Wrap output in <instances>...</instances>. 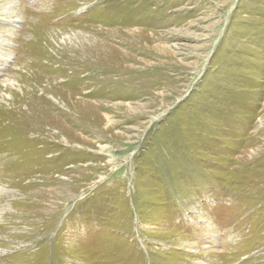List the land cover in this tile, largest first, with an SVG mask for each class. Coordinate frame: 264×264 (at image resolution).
I'll return each instance as SVG.
<instances>
[{"label":"rangeland","instance_id":"374dc122","mask_svg":"<svg viewBox=\"0 0 264 264\" xmlns=\"http://www.w3.org/2000/svg\"><path fill=\"white\" fill-rule=\"evenodd\" d=\"M16 3L0 264H264V0ZM87 38L106 49L85 66ZM85 83L100 113L80 134L65 100Z\"/></svg>","mask_w":264,"mask_h":264},{"label":"bare ground","instance_id":"6f19581e","mask_svg":"<svg viewBox=\"0 0 264 264\" xmlns=\"http://www.w3.org/2000/svg\"><path fill=\"white\" fill-rule=\"evenodd\" d=\"M4 1V6H3V11L1 12L3 14V16L5 18H9L10 21H5L3 18L0 19L1 21H3L4 23H6V28L10 31H7V30H2L0 29V49L3 50L4 49V52H6V45L7 47L9 45H11V38H14V31H15V24H17V22L21 19V15L19 14V6L17 5V0H3ZM3 4V3H2ZM21 7V6H20ZM2 10V9H1ZM10 25V26H8ZM6 37V38H5ZM89 41H84V45H87L86 47H91V48H86L84 47L83 49V53H85L87 55V58H85L84 60V64L85 66L88 65V64H93V63H88V61L91 59L92 61V58H98L99 55L98 54H102L104 53L103 51L106 49L104 48V43L102 44V46H98L97 43H94L93 42L95 41L94 39H89L87 38ZM81 46V44H80ZM82 49V48H81ZM103 57V56H102ZM101 58V57H100ZM90 61V62H91ZM96 61V60H95ZM99 62V61H98ZM101 63V62H100ZM82 64V63H81ZM53 66V65H51ZM77 67V66H76ZM82 67V66H81ZM80 67V68H81ZM112 68V67H110ZM55 70V69H54ZM100 72L96 73L95 74V78H99L100 76H103V79H102V85H107V86H112L113 88V79L115 78L114 76H118L119 72H116V71H111V70H107V69H98ZM113 70V69H112ZM78 71V70H77ZM95 72V71H94ZM93 77V76H92ZM91 77V78H92ZM120 77V75H119ZM72 81H74L73 79H71ZM76 80V79H75ZM88 80V78H87ZM92 80V79H91ZM95 81V80H94ZM83 82V81H82ZM10 83L12 85H15V82H11ZM69 83V82H68ZM84 83V82H83ZM89 83V82H88ZM87 83L81 85L79 87V89H72L69 91V94H68V97L66 98L65 102V106L68 108L67 109V112L68 114L65 115V119H66V122L67 124H69L71 127H73L74 129H76V132L82 134L84 132V130L81 128V124L84 123V121H87V120H91V118H93V122L91 125H93L94 127L96 126V124L98 123V120H99V117H98V114L100 113L99 110H100V107L98 108L97 106V101L96 100H86V95L84 96L83 92L88 88L87 87ZM78 87V86H77ZM91 97H95L96 96V93L94 91L90 92L89 93ZM63 99V98H61ZM30 95L27 94L25 91H24V96L22 97L21 101H23V105H26V110H25V114H28L27 112H32V109H31V106H30ZM60 101V99H58ZM27 101V102H26ZM64 104V103H63ZM22 105V104H21ZM30 106V107H29ZM82 106H85L86 110H85V114H81L80 112V108H82ZM105 107V106H104ZM22 107L18 104H15L12 108H11V112L16 110L18 113H22L21 111ZM0 110H3L2 112L4 113H7L5 108H2L0 107ZM103 110V109H102ZM103 118H109V116L106 114H103L102 116ZM97 129V128H96ZM23 135L19 134L18 137H20L19 139H21ZM42 201L44 200H47V198H42L41 199ZM24 203H25V206L29 207V208H34L36 206H40V208H42V206L40 205V203H35L33 201H30L29 199L25 200L23 202V206H24ZM45 203V201H44ZM46 205V204H45ZM44 206V205H43ZM45 209V208H44ZM47 209H48V206H47ZM30 212V211H29ZM48 212V211H47ZM34 213V211H33ZM28 214V213H27ZM31 214V213H30ZM48 214V213H47ZM37 213L33 214V216H36ZM21 216V215H20ZM20 216H17V219H19V225L20 226H23L28 224L29 223V220L30 218L26 217V218H20ZM27 216V215H26ZM40 216V215H39ZM47 216V215H46ZM38 217V215H37ZM32 220V219H31ZM41 220V219H40ZM15 221V220H14ZM43 224V223H42ZM16 227L17 224L13 225L12 227ZM29 229V228H28ZM30 231V230H29ZM31 233V232H30ZM29 233V234H30ZM26 240V239H25ZM32 245V244H31ZM16 246V245H15ZM18 247V246H17ZM11 249V248H10ZM28 249V248H27ZM24 250V249H23ZM15 251V250H14ZM25 251V250H24ZM37 251V250H36ZM32 252V251H31ZM30 252V253H31ZM208 252V251H207ZM37 253V252H36ZM197 253V252H196ZM35 254V253H34ZM40 254V253H38ZM200 254V253H199ZM203 254V253H202ZM208 254V253H207ZM20 256V255H18ZM201 256V255H200ZM29 257V256H28ZM36 257V256H35ZM41 257V256H40ZM202 257V256H201ZM206 258V257H205ZM26 259V258H25ZM28 259V258H27ZM30 259V258H29ZM32 259V258H31ZM37 259V258H36ZM33 260V259H32ZM25 261V260H24ZM34 261V260H33ZM41 261V260H40ZM17 263V262H16ZM42 263V262H41ZM40 263V264H41ZM30 264V263H29ZM37 264V263H35ZM200 264H208L206 263L205 261L204 262H201Z\"/></svg>","mask_w":264,"mask_h":264}]
</instances>
